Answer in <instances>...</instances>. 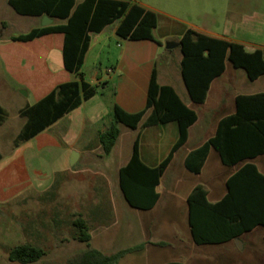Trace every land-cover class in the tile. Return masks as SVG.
I'll list each match as a JSON object with an SVG mask.
<instances>
[{
	"label": "rangeland",
	"instance_id": "obj_1",
	"mask_svg": "<svg viewBox=\"0 0 264 264\" xmlns=\"http://www.w3.org/2000/svg\"><path fill=\"white\" fill-rule=\"evenodd\" d=\"M131 1L140 2L157 14H168L195 26L219 29L223 21L229 18L231 33H234V23L240 20V14L254 16L257 12L264 13V0ZM0 4V18L7 22V26L0 27V38L23 33L26 24L17 25L10 13L4 10L2 0ZM107 42L99 54L97 49L100 45L96 46L83 67L88 80H94L95 72L107 79L104 88L97 87L94 99V104H99L95 111L97 118L86 121L83 126L78 121L74 125H66L64 134L57 133V127L65 125L68 117L63 118L57 127L53 126L51 131L59 136L61 148L45 150L39 157L46 172L39 181L42 186L17 202L0 204V264H18L9 260L8 253L10 248L22 243L39 246L45 251L39 260L28 264H70L72 256L87 248L85 242L73 238L72 220L78 215L85 219L89 227V245L102 252L109 253L144 243L142 249L126 254L117 264H163L173 260L182 261L183 264H264V227L261 225L243 233L239 241L233 239L226 245L196 244L187 226L186 194L192 186L202 185L209 191V200L214 201L226 190L225 178L241 163L224 165L214 151L208 156L202 171L195 174L184 168L181 151L161 177L158 202L151 209L143 210L130 206L118 185V168L127 161L137 130L118 123L120 136L109 155H104L98 139L83 144L88 134L102 130L112 119L110 106L114 79L109 70L115 64L120 48L113 39ZM181 56L179 46L167 49L164 43L156 64L160 69L168 68L171 71L169 79L161 81L173 82L178 94L199 115L190 138L192 140L187 145L191 147L211 135L216 120L229 114L233 105L226 103L215 111L209 103L193 102L185 92L179 72ZM229 63L225 76L215 84L218 88L229 83L228 78L235 71ZM238 71L243 75L238 77L237 85L248 90L260 88L264 81L263 76L259 82H251L246 79L242 69ZM111 75L112 79H109ZM232 92L226 89L227 99ZM11 98L4 89H0V101L5 110L0 125L2 150L7 149L10 140L21 129V120L15 116ZM79 111L71 114L76 115L77 120L81 116ZM139 127L142 136L147 139L153 128L142 127L141 124ZM77 133H80V139L74 143L73 138ZM73 143L74 147L71 146ZM75 148L80 150V154L70 164L69 159ZM252 161L264 171V155Z\"/></svg>",
	"mask_w": 264,
	"mask_h": 264
},
{
	"label": "trees",
	"instance_id": "obj_2",
	"mask_svg": "<svg viewBox=\"0 0 264 264\" xmlns=\"http://www.w3.org/2000/svg\"><path fill=\"white\" fill-rule=\"evenodd\" d=\"M8 3L20 14L48 15L66 20L63 24L32 28L11 39L26 41L48 32H62L63 67L78 76L76 80L56 85L40 100L19 111L25 122L13 139L14 146L43 131L96 93L97 85L88 83L82 70L93 34L118 21L116 33L123 38L154 39L152 31L156 26V13L131 0H8ZM178 43L182 53L181 77L191 100L196 103L205 100L210 82L224 71L225 60L234 67L243 68L250 80L264 74V58L259 49L250 52L240 43L208 36L192 28L186 29ZM148 111L142 127L175 121L178 137L161 162L149 166L140 157V133H137L128 161L118 169V185L124 199L130 206L143 210L156 204L159 198L156 187L160 178L174 152L186 141L188 128L197 118L195 111L181 100L172 86L157 82L153 69L142 110L129 113L114 104L113 122L98 135L104 155H109L116 143L119 135L117 123L136 128ZM4 116L5 110L0 105V124ZM210 148L219 153L224 165L247 161L227 177L226 192L219 200L209 201L206 189L199 184L188 193V224L197 244L222 243L239 238L258 225L264 227V174L254 162L248 161L264 154V92L237 95L235 111L222 117L214 135L185 156V167L199 173ZM72 225L73 238L85 242L87 248L72 256L70 264H117L126 254L144 247V243H139L109 253L102 252L89 245L91 234L84 218L78 215ZM44 254L41 247L22 243L9 249L8 258L18 264H28ZM163 264L182 263L168 261Z\"/></svg>",
	"mask_w": 264,
	"mask_h": 264
},
{
	"label": "crops",
	"instance_id": "obj_3",
	"mask_svg": "<svg viewBox=\"0 0 264 264\" xmlns=\"http://www.w3.org/2000/svg\"><path fill=\"white\" fill-rule=\"evenodd\" d=\"M2 1L5 4L4 10H7L10 13L13 21L17 25L23 23L26 24V30L23 33H26L35 27L46 26L42 24V17L44 15L31 16V15L20 14L16 12L9 5L8 0H2ZM80 1L82 0H77V2ZM137 3L144 6L145 8L150 9L149 7L145 6L140 2ZM0 7L2 8L1 4ZM240 17H241L240 20L234 23V29H235L234 33H231L232 24L229 18L223 21V24L219 29H216V28L195 26L189 21L176 18L171 15L156 13V26L153 28L152 31V35L154 39L123 38L116 33V26L118 24V21H115L112 24L105 26L102 31L95 33L91 36L89 47L84 57L83 67L87 62L91 52L95 50L96 46L100 45V48L97 49V53L99 54L101 53V50L105 48L106 45L108 44L107 41L109 39H113L117 43V46H119L120 49L118 55L116 56L115 64L111 66L110 70L108 69L112 73L114 79L113 101L110 106L111 114L114 104L118 105L126 112L129 113L137 112L142 110L146 105L148 86L153 69L156 70L157 82L159 84H168L172 86L176 91V93L178 94L173 82H171L170 80L161 81V79L164 78L169 79V77L171 76V71L168 68H164V69L158 68L156 64V60H157L156 58L164 43L166 44V42L168 41L178 42L179 38L183 35V33L186 31L187 28H192L208 36L218 37L228 41L240 43L244 46L245 50L250 52L259 49L262 52L264 58V13L257 12L255 13L254 16H251L250 14L247 13H242L240 14ZM254 18L256 19L255 21H253ZM51 19H52L51 23L47 25H51V24L58 25L66 22L65 19H60V18L51 17ZM28 20L29 21L31 20V22H27ZM5 26H7V22L0 18V27H5ZM18 34H22V33H12L9 34L8 37L6 38H0V89H4L6 93L10 97H12L11 99L13 102L15 116L20 118L21 127H22L23 123L25 122V118L20 116L19 111L24 106L34 104L42 97H44L46 94H48L56 85L63 82L76 80L78 79V76L74 73L68 72L63 67L62 50L64 43V34L62 32L59 31L48 32L40 36H37L31 40H26V41L11 39L12 36H16ZM180 60L181 57L179 59V63ZM228 61L229 60H225L224 71L210 82L206 94V98L202 102V104L209 103V106H211V108L215 111H218V108L222 105H225L226 103H229L230 105L232 104L233 110L229 113L231 114L236 109L237 95L264 92V81L260 84V88L258 89L248 90L245 87L238 86L237 79L238 77H241L243 75V73H241V71H238V69H242L246 76V79L251 82H259L258 80H260L264 76V74H261L254 80H250L248 79L246 72L243 68L234 67L231 63H229L230 66H232L235 71L230 74V77L228 78L229 83L224 84L223 86L218 88L216 87L215 84L216 82H218V80H220L223 76H225L228 67ZM179 72H180V65H179ZM112 75L110 76L109 79H112ZM84 78L91 85H97V87L101 86L102 88L106 86L107 79H103L97 72L94 73L93 81L88 80L85 77V74H84ZM183 85L185 87L186 90L185 92L187 96H189L184 82ZM22 89L26 92V94L20 92ZM226 89H228L229 91L233 90L232 94H230L228 99L226 98V94H225ZM179 97L188 107H190L180 95ZM95 98H96V93L90 98L86 100H82L81 104L77 108L64 114L61 118H59L57 121L52 123L46 129L37 133L29 140L20 142L17 146H14L13 140H10L7 149L2 150L1 148L2 142L0 139V155H1L0 204L1 205L17 202L18 200H21L22 198H25L29 194L31 193L33 194L39 190L40 186H42L39 183V181H41L43 176H45L46 174V172L43 171L42 168L43 166L40 163L39 157L42 156V153L45 150H53L55 148L56 149L61 148V140L59 136L55 134L54 131H51V128L53 126L57 127V124H59V122H61L63 118L68 117V121L66 122L65 125L57 127L58 130L57 133L64 134L66 130L64 126L66 125L71 126L76 124V122L78 121V123H80V125L83 126L86 121H90L93 118H97L95 116L96 114L95 111L98 109L99 104H94ZM0 105L4 107L3 106L4 104L1 101H0ZM190 108L193 109L192 107ZM78 110H80L79 114H81V116L79 115L80 116L78 118L79 120H77L76 115L75 116L71 115L74 112H78ZM148 113L149 111L143 116V118L140 120L136 128H131V129L137 130V133H140L139 152L142 161L149 166H156L169 153L174 142L176 141L178 137V125L175 121H170L166 123L146 126L149 128H153V130L150 132L147 139H144V137L142 136V129L139 126L140 124L142 126V123L145 120ZM195 113L197 115V118L195 122L191 124L188 128V135L186 141L174 152L172 159L167 165L165 171L169 168L171 163L177 158L178 153L181 151H183L182 154L183 166L186 170H188L184 165L185 156L191 150L199 147L204 141H206L208 138L213 136L216 131L218 121L222 117L229 115L226 114L224 116H220L216 120L213 133L209 135L206 139L196 142L191 147H187L189 142L192 140L190 138L193 129L195 128L199 120V115L197 114L196 111ZM112 122H113V118L111 119L110 124ZM0 125H2V123ZM108 126H103L102 130H97L94 133L88 134L86 138L87 140L83 144L89 143L92 139H98L99 133L105 130ZM19 131L20 129L15 133L12 139L15 138V136L18 134ZM119 136H120V130L117 139L119 138ZM73 139H74V143H76L78 139H80V133H77ZM74 143L71 144L72 147H74ZM74 151L77 152L78 155L80 154V150H78V148H75ZM214 151H216L214 148H210L207 158ZM207 158L205 160V163L207 161ZM245 161L247 160L241 161L239 163L243 164ZM248 161H252V159H249ZM261 172L264 174V171ZM199 173H195V174H199ZM227 177L224 180V184ZM159 184L156 187L157 191ZM194 186H192V188ZM191 189L188 191V193L191 191ZM206 191H207V199L209 200V191L207 189ZM188 193L186 194V198ZM223 194L219 198L211 202H215L219 200L223 196ZM187 226L190 232L188 218H187ZM190 236L192 238L191 232H190ZM231 240L216 244L226 245L229 244ZM173 261H179V260H173ZM179 262L183 264L182 261Z\"/></svg>",
	"mask_w": 264,
	"mask_h": 264
},
{
	"label": "water",
	"instance_id": "obj_4",
	"mask_svg": "<svg viewBox=\"0 0 264 264\" xmlns=\"http://www.w3.org/2000/svg\"><path fill=\"white\" fill-rule=\"evenodd\" d=\"M51 21H52V19L48 15H44L42 17V24L43 25H47V24L51 23ZM178 44L179 43L175 42V41H168V42H166L165 47L170 49L172 47L178 46ZM20 92L23 94H26V92L23 89ZM77 156H78V153L73 151V153L71 154L70 159H69L70 164H73L76 161ZM235 240L239 241L238 238H236Z\"/></svg>",
	"mask_w": 264,
	"mask_h": 264
}]
</instances>
